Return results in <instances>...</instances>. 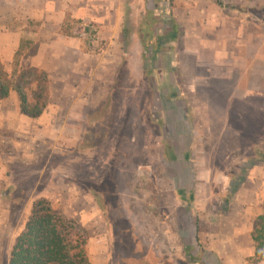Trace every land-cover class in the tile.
<instances>
[{"label":"rangeland","instance_id":"374dc122","mask_svg":"<svg viewBox=\"0 0 264 264\" xmlns=\"http://www.w3.org/2000/svg\"><path fill=\"white\" fill-rule=\"evenodd\" d=\"M220 8L224 21L193 0H125L120 21L66 16L50 47L26 37L0 55L10 84L46 103L32 118L15 90L0 100V264L41 199L86 236L91 264H264L215 229L264 155V6ZM149 11L157 34L178 27L150 60Z\"/></svg>","mask_w":264,"mask_h":264},{"label":"crops","instance_id":"0c3cea01","mask_svg":"<svg viewBox=\"0 0 264 264\" xmlns=\"http://www.w3.org/2000/svg\"><path fill=\"white\" fill-rule=\"evenodd\" d=\"M125 0H0V55L18 52L22 39L33 38L39 41L38 52L42 46L50 47L54 32L60 30L69 16L83 22L120 21L121 9ZM196 6L214 8L217 20H226L227 13L220 7L223 5H255L264 6V0H193ZM204 10L201 16H206ZM195 13V10H194ZM196 14V13H195ZM223 20V21H224ZM224 29V28H223ZM45 38V40H44ZM42 40L43 44L42 43ZM71 42H65L69 49ZM52 50L50 51V53ZM73 67L76 60H71ZM45 68V67H44ZM247 177L240 178L233 204L236 209H216L219 217L215 229L232 239L244 238L252 243L244 258L255 254L256 249L252 232L257 217L264 215V162H253ZM227 184L225 185V188ZM198 212L201 209H197ZM227 227L229 230L221 231ZM241 231V232H240Z\"/></svg>","mask_w":264,"mask_h":264},{"label":"trees","instance_id":"16d2710c","mask_svg":"<svg viewBox=\"0 0 264 264\" xmlns=\"http://www.w3.org/2000/svg\"><path fill=\"white\" fill-rule=\"evenodd\" d=\"M148 14L146 21L141 24L139 36L145 51V58L150 60L164 51L167 45L177 40L178 27L174 24L163 33L157 34L155 28L160 24L158 18L161 15L152 11ZM151 52L150 57L147 54ZM20 83L17 81L14 85L10 84L0 61V100L6 99L10 92L15 90L20 97L22 113L36 118L41 114L46 103L40 101L41 95H38L36 103H29ZM164 146L169 160L174 161L176 156L172 143L168 140ZM259 160L264 162V155ZM178 198L190 205L194 200V191L191 190L188 193L180 189ZM252 239L255 244V254L264 255V215L257 217ZM86 246L87 238L75 223L64 218L41 199L33 203L25 228L14 243L9 264H91Z\"/></svg>","mask_w":264,"mask_h":264}]
</instances>
